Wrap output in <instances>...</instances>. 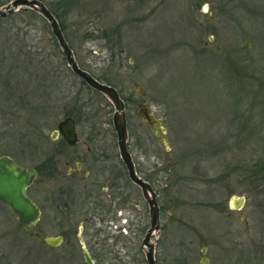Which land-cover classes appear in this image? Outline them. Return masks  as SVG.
I'll return each mask as SVG.
<instances>
[{
  "label": "rangeland",
  "instance_id": "1",
  "mask_svg": "<svg viewBox=\"0 0 264 264\" xmlns=\"http://www.w3.org/2000/svg\"><path fill=\"white\" fill-rule=\"evenodd\" d=\"M40 1L55 12L81 68L119 90L136 158L155 181L164 176L167 190L157 186L167 227L152 239L157 261L199 264L208 247L210 264H264V0ZM53 39L38 14L0 18V156L21 162V136L39 128L49 137L73 106L88 115L87 132L110 131L114 106L81 85ZM38 48L58 55L41 70L51 99L35 91ZM144 103L163 119L169 150L139 117ZM238 197L246 199L241 211L230 205ZM121 209L95 220L94 248L109 249L110 264H148L149 221L130 244L136 208ZM17 225L0 205V264L85 263L79 243L51 250ZM39 225L57 235L67 224Z\"/></svg>",
  "mask_w": 264,
  "mask_h": 264
},
{
  "label": "flooded vegetation",
  "instance_id": "2",
  "mask_svg": "<svg viewBox=\"0 0 264 264\" xmlns=\"http://www.w3.org/2000/svg\"><path fill=\"white\" fill-rule=\"evenodd\" d=\"M13 1L14 0H3L0 2H4V6H2L6 7ZM48 9L56 16L52 9ZM19 12L37 14L31 9H22ZM62 27L63 26L60 24L59 28H61L65 40L68 43L64 28ZM35 30H37L36 27ZM53 41H55L58 44V47H60L55 36ZM68 46L70 48L69 43ZM36 50L37 51L32 54L31 60L34 61L36 69L35 91L37 93V91L40 92V89L42 90V82L40 79H42L43 73L41 72V69H43V66L48 69L49 65L46 60L56 59L58 55L57 53L52 52V54L50 53L48 56L44 55L40 48ZM27 54L31 55L30 52ZM41 59L44 60L42 61ZM64 59L66 61L65 57ZM76 79H78L81 85L90 93L101 95L90 88L83 80L77 77ZM40 99L39 102L36 103L35 110L33 111L35 113L41 112L42 105ZM68 99H70V96L64 98L66 103L70 102V100L67 101ZM87 117L88 115L82 109L73 106V108L70 109V112H64L62 120L57 124L56 129L52 130V134L49 137L42 136L39 128H35L33 134H25L21 136L16 146L18 150L16 154L21 157V162H17L9 154L0 156V158L8 157L12 159L14 164L22 169L33 170V172L35 171L36 177L33 183L27 188L25 194L39 209L40 216L36 223L31 226L21 225L18 218L14 216L7 206L2 203H0V205L10 213V216H12L15 219V222L18 223L17 226L25 231V234L29 239L37 241L51 250H57L64 246L73 250L76 249V244L79 243L84 261L83 247L89 252L90 257L93 260L92 263L110 264L108 262V260H110V250L106 249L103 252H97L94 248L93 236L88 233L94 226L95 220L103 221L106 217H110L118 210L120 211L122 207L131 204L136 208L133 209V213L135 214L133 220L135 221L133 224L132 238L129 241L131 244L134 240H137L140 235V225L149 221L148 229H150V207L147 200L144 199L145 197L141 189L129 179L130 177L128 170L126 169L127 167L123 159H121L122 157L118 149V137L113 127V120L111 123H108L110 127L108 133H97L98 131L96 129H93L89 133L87 132ZM67 119L73 121V127L76 133L74 136L69 137L64 135L59 128V125ZM127 128L129 133V145L127 148L131 154L136 173L138 177L148 183L151 186L150 188L156 193L161 220V227L158 233H161L164 228L167 227V224H165L161 218L168 208L166 209L164 203H160V192L157 185L161 183V188L167 190V184H165L164 176L161 181H155L147 168L139 162V158H136L130 141L132 135L130 136L131 130L129 124ZM88 129L90 128L88 127ZM71 139H73V142L69 141ZM161 167L160 172L164 175V173L167 172L165 162H162ZM40 178L42 179V182L39 184L38 180ZM120 212L122 213V209ZM171 216L172 215H169V217ZM243 217L245 220L243 224L246 225L247 221L245 216ZM45 222L67 224L63 225L64 230L62 232L57 233L58 236L63 237V244L59 247H49L42 241L44 236H57L47 235L40 228L39 224ZM77 223L79 224L78 234L75 235L72 229L73 225ZM36 227L37 232L30 231ZM148 229L146 230L148 231ZM153 238L154 237H152V239ZM152 239H150L151 242ZM202 248H206V253L203 255ZM208 250V247H201L199 264H201L202 258H206L207 264H210ZM156 263L161 264L157 259ZM84 264H86V261ZM173 264L195 263L180 259V262H175Z\"/></svg>",
  "mask_w": 264,
  "mask_h": 264
},
{
  "label": "water",
  "instance_id": "3",
  "mask_svg": "<svg viewBox=\"0 0 264 264\" xmlns=\"http://www.w3.org/2000/svg\"><path fill=\"white\" fill-rule=\"evenodd\" d=\"M47 6L39 0H14L8 6L0 9V18H5L18 12L21 8L31 9L40 14L49 23L52 32L57 39L63 55L66 58L69 68L81 80H83L90 88L97 91L107 98L113 108V127L118 137L119 151L121 159H123L126 169L128 170L129 179H131L141 189L144 199L147 200L150 209V229H148L145 238L143 239V246L147 248L146 261L148 264H157L155 259V244L150 239L160 231V208L158 206L156 193L151 186L138 177L135 166L133 164L131 154L128 150L129 133L127 128V113L126 104L121 98L119 91L108 84L98 81L93 78L89 72L80 68L74 52L69 48L65 40L63 32L56 17L50 12ZM135 92L146 95L145 90L135 84ZM139 117L144 122V125L155 128V136L159 138L167 150L170 149L167 132L163 126V119L157 118L154 115L153 108L145 103L139 106ZM62 133L66 136H74L75 130L73 121L71 119L65 120L59 125ZM73 142V139L69 140ZM36 177L35 171L22 169L8 157L0 158V203L4 204L16 216L21 225L31 226L38 220L40 216L39 209L25 194L27 188L33 183ZM246 203L244 197L232 198L230 205L233 209L241 211ZM243 222H245L244 217ZM42 241L49 247H59L63 244V237L61 236H44ZM206 253V248H202V255ZM83 254L86 264H94L89 252L83 247ZM201 264H207L206 258L201 259Z\"/></svg>",
  "mask_w": 264,
  "mask_h": 264
},
{
  "label": "trees",
  "instance_id": "4",
  "mask_svg": "<svg viewBox=\"0 0 264 264\" xmlns=\"http://www.w3.org/2000/svg\"><path fill=\"white\" fill-rule=\"evenodd\" d=\"M41 70H42L43 73L47 72L46 67H44V66H43V69H41ZM91 74H92V73H91ZM97 79H98V78H97ZM98 80L101 81V82H105V81H102V80H100V79H98ZM54 81H55V80H54ZM105 83H107V82H105ZM107 84H109V83H107ZM42 90H45V92H43V93L46 94V95L48 96V97L46 96L47 99H48V98L51 99V96H52V95L46 93L47 90H49V87L45 86V85L43 84V82H42ZM49 91H50V90H49ZM46 97H45V98H46Z\"/></svg>",
  "mask_w": 264,
  "mask_h": 264
},
{
  "label": "snow or ice",
  "instance_id": "5",
  "mask_svg": "<svg viewBox=\"0 0 264 264\" xmlns=\"http://www.w3.org/2000/svg\"><path fill=\"white\" fill-rule=\"evenodd\" d=\"M205 10H207V8H205Z\"/></svg>",
  "mask_w": 264,
  "mask_h": 264
}]
</instances>
